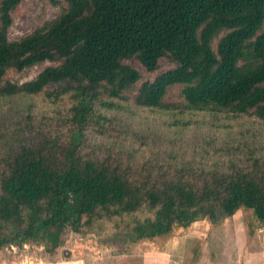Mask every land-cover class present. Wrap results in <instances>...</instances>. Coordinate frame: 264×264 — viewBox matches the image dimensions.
Wrapping results in <instances>:
<instances>
[{
	"label": "trees",
	"instance_id": "16d2710c",
	"mask_svg": "<svg viewBox=\"0 0 264 264\" xmlns=\"http://www.w3.org/2000/svg\"><path fill=\"white\" fill-rule=\"evenodd\" d=\"M21 1L0 0V248L107 230L122 254L238 210L264 228V0H51L9 40Z\"/></svg>",
	"mask_w": 264,
	"mask_h": 264
},
{
	"label": "rangeland",
	"instance_id": "374dc122",
	"mask_svg": "<svg viewBox=\"0 0 264 264\" xmlns=\"http://www.w3.org/2000/svg\"><path fill=\"white\" fill-rule=\"evenodd\" d=\"M60 9V4L51 0H22L12 12L9 40H16L30 33L35 27L54 18ZM128 62L139 69L143 80L153 78L171 68L170 63L161 60V68L153 74H147L135 60ZM48 64L39 63L22 72L11 71L8 78L15 82H24L33 78ZM177 94V88L171 89L167 100H177ZM15 103L19 105L17 100ZM11 114L20 115L19 106L14 108ZM239 127L246 131L244 125L240 124ZM238 135L236 131L230 133L234 144L238 141ZM248 220L249 212L238 210L217 230H211L206 220L197 221L187 229L176 230L170 237L158 238L156 241H140L139 244L127 247V251L122 254L119 253L118 247L111 244L113 242L109 245L100 242L109 233L107 230L100 234L88 235L85 240L75 238L76 242H73L75 239L70 240L73 235L69 233L66 237L68 245L59 249L56 256H53L63 260L80 259L86 264H126L127 261H131V264H264V228H256L250 233ZM40 247L31 245L27 248H33L34 255L40 257L41 253L45 252L44 248L39 249Z\"/></svg>",
	"mask_w": 264,
	"mask_h": 264
},
{
	"label": "crops",
	"instance_id": "0c3cea01",
	"mask_svg": "<svg viewBox=\"0 0 264 264\" xmlns=\"http://www.w3.org/2000/svg\"><path fill=\"white\" fill-rule=\"evenodd\" d=\"M28 246L30 245H25L21 248H0V264H86L85 261H81L80 259L63 260L56 257L51 259L45 252L41 253L40 257H37L34 255V249H28ZM39 249H43V247ZM126 264H131V261H127Z\"/></svg>",
	"mask_w": 264,
	"mask_h": 264
}]
</instances>
